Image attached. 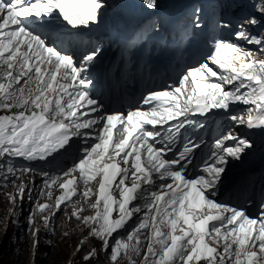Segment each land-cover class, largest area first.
<instances>
[{"label":"snow or ice","instance_id":"6c2138e0","mask_svg":"<svg viewBox=\"0 0 264 264\" xmlns=\"http://www.w3.org/2000/svg\"><path fill=\"white\" fill-rule=\"evenodd\" d=\"M140 4L149 15L127 41L133 65L161 27L154 15L161 0ZM109 6L110 0H0V189L12 184L9 202H32L29 229L39 214L53 232L52 221L71 203L68 219L88 233L77 253L98 241L84 264L101 252L109 264H264V199L256 217L220 199L230 160L240 161L253 143L226 125L211 140L202 134L214 111L235 127L264 129V59L220 37L231 25L217 19L202 59L174 82L148 88L127 111L111 109L94 94L91 76L103 46L84 35ZM254 8L264 19V0ZM200 14L193 10L181 42L205 27ZM260 22L251 15L237 23L234 39L264 52V33L247 30ZM236 104L247 107L229 114ZM35 162L48 167L33 168ZM33 173L41 177L43 203L33 199L35 181L16 184ZM74 197L92 214L82 215L86 209ZM12 223L19 227L15 210Z\"/></svg>","mask_w":264,"mask_h":264},{"label":"rangeland","instance_id":"374dc122","mask_svg":"<svg viewBox=\"0 0 264 264\" xmlns=\"http://www.w3.org/2000/svg\"><path fill=\"white\" fill-rule=\"evenodd\" d=\"M250 5V4H249ZM251 5L254 7L253 0ZM201 9H206L207 4H199ZM249 16L256 15L261 22L256 26L259 34L264 33V19L258 13L248 10ZM202 13V11H201ZM248 16V17H249ZM202 44L199 38L197 45ZM264 59V52L259 55ZM22 178V176L20 177ZM32 181V180H31ZM30 181V182H31ZM24 182L16 180V184ZM15 188L8 184L0 189V263L1 264H84L83 255L90 250L87 247L85 252L77 253L76 249L79 241L88 235L85 227L76 219L69 220L73 208H67L57 213V218L52 221L54 231L49 232L41 222V216H34V223L29 229L28 217L32 209V202L25 197L23 204L17 198L15 204L9 202V194H14ZM35 200V197H33ZM45 202V201H44ZM43 203V202H42ZM76 207H83L81 203H75ZM13 210L15 217L18 218L19 227L12 223ZM86 211V212H85ZM82 214L87 215V210ZM63 216V217H62ZM39 229L42 233L38 238L33 235V230ZM67 233V235H65ZM39 240L40 247H33L34 241ZM98 246V241L91 239ZM87 250V251H86ZM90 264H109L105 254H99L98 261L94 260Z\"/></svg>","mask_w":264,"mask_h":264},{"label":"bare ground","instance_id":"6f19581e","mask_svg":"<svg viewBox=\"0 0 264 264\" xmlns=\"http://www.w3.org/2000/svg\"><path fill=\"white\" fill-rule=\"evenodd\" d=\"M110 1L113 2L114 0H110ZM178 1H181L183 3L186 2V0H178ZM207 1L208 0H198V3L199 4H202V3L203 4H205V3L207 4ZM256 2H257V0H253V4H255ZM183 11L186 14L188 13V10L186 8L183 9ZM199 32H201V30H199ZM199 37H201V36L199 35ZM145 48L146 47L144 45L136 53L137 60L135 62V65L137 64V65L140 66L139 70L134 71V70H132V68L128 67L127 65H124L123 68H122V72L123 73L130 72L131 75L134 77V86H132V87L128 86V88H127L131 92L136 90L135 86L137 84L141 83V78L143 77V71L141 69L143 67L142 66V59H143V55L145 53ZM125 49L126 48H125L124 45L104 44L103 45V51H102V57L105 58V60H106L105 63L110 64V65H116L117 67H119L121 65L122 61H123L122 56L124 55ZM114 58H115V60L109 61V60L114 59ZM147 69L149 71H151L152 67H148ZM150 75L153 76V77H156L154 74L150 73ZM160 79L163 82L167 81V77H165V76H162ZM139 89H141V88H139ZM136 94H138V93H135V95ZM208 124L211 126V130L210 131L216 130L221 125H226L228 127H233L237 133H239L241 136L249 139L254 145H256L258 147L261 146V144L263 142V139H264V129H255V128L248 129L245 126L235 127L233 124H231V122L226 121L224 118H217V119H214V120H209ZM229 143H231V142H229ZM17 161H21V160L18 159ZM259 163H261V164L263 163V157L262 156L259 158ZM226 172L230 174V170L229 169H227ZM18 180H23L24 183H26V184H28L31 180L35 181V183L33 185H31L32 189H33L32 195H33V197H35V199L38 198V192L37 193L35 192V188H36V184L37 183L42 182L41 178L37 179V178H34L32 175H30V177H29V176L23 174L22 178H20ZM228 182L225 183V188L228 186ZM261 187H264V185H262ZM58 213H60V212H58ZM95 245L96 244L94 243V241L90 239L89 240V244L84 249H86L87 247L95 246ZM83 252H85V250Z\"/></svg>","mask_w":264,"mask_h":264},{"label":"trees","instance_id":"16d2710c","mask_svg":"<svg viewBox=\"0 0 264 264\" xmlns=\"http://www.w3.org/2000/svg\"><path fill=\"white\" fill-rule=\"evenodd\" d=\"M1 264V263H0Z\"/></svg>","mask_w":264,"mask_h":264}]
</instances>
